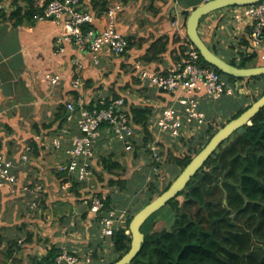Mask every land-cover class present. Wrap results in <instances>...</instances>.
I'll return each mask as SVG.
<instances>
[{
  "label": "trees",
  "instance_id": "1",
  "mask_svg": "<svg viewBox=\"0 0 264 264\" xmlns=\"http://www.w3.org/2000/svg\"><path fill=\"white\" fill-rule=\"evenodd\" d=\"M8 1L16 8L9 12L0 9V18L17 27L23 23L32 24L34 20L39 21L37 15L43 13L50 0H47L43 6L35 5L34 0H0V3ZM82 1L94 16L102 17L106 21L104 14L110 8V0ZM190 13V10L185 11V21H187ZM92 28L97 29L95 23H86L83 26L85 32ZM128 39V50H131L135 42L131 36H128ZM250 41L251 39L246 35L242 39L241 48L237 50L238 54L232 57L226 56L225 51H222L217 45L209 46L234 65L240 67L264 65V59L261 58L263 50H253L252 52L244 50L252 48ZM170 42L172 48L167 54L173 62H187L190 60L191 51L196 50L199 52L187 34L184 38L173 37V39H170L167 35H162L153 41L141 56L143 61L148 63L144 67L161 69L155 63L162 60L163 54L168 51ZM55 50H58L57 42ZM128 50L124 54H127ZM199 62L203 66L216 69L234 86L237 83L240 84L241 81H246L249 88V91L245 94L247 99H253L255 102L264 94V75L251 77L227 75L217 67L209 64L200 52ZM125 65L126 63H124ZM134 71L133 76L135 77L138 69ZM141 84L143 86L147 85L143 82ZM130 87L131 84L129 83L120 87V91L105 96L106 101L108 102L110 97L115 99L120 96L125 97L130 116L148 134V138L144 139V144L147 145L148 141L153 139V134L150 132L148 125L154 104L137 105L129 95L131 94ZM75 91V99H79L78 96L81 93L78 89H75ZM156 97L162 98L165 101L164 105L169 101V98H166L161 92H157ZM94 102L95 98L87 104L93 105ZM252 103L238 108L233 113L232 118L240 115ZM67 116V102H61L55 120L50 124H45V126H52L59 122L58 128L61 129L67 120ZM231 119H228V121ZM209 123L208 127L203 129L204 133L200 134L198 140L194 139L195 135H192L191 138L185 141L182 140L180 144L174 146L164 145L168 156L174 159L177 166H180L177 176L193 157L204 148L212 136L226 124L221 125L213 121ZM4 149L3 144L0 143L2 153L6 152ZM133 155L137 156V152L135 151ZM153 163L155 164V161ZM100 165L104 172L99 175L100 178L110 175L108 185L117 186L121 189L127 187V178L118 172L125 170V166L120 161L115 160L112 154L103 157ZM68 178L73 180L71 176H68ZM66 181L68 179L64 180V182ZM173 181L169 182L162 190L158 188L156 182H150L145 201L139 205H134L132 209L127 211L125 223L119 225L113 235L106 237V240L109 239L112 243L114 258L110 260L104 258L103 252L100 253L106 240L100 235H95L93 231L88 232V237H91L92 240L89 241L84 252L91 254L90 264H112L126 254L131 247L130 222L132 218L140 209L168 189ZM85 184L77 179L72 181L71 191L74 193L77 203L84 204L83 201L86 198L94 195L105 196L103 194L105 185L103 182L93 184L90 187L93 192L82 191L81 189L84 188ZM105 197V205L99 214L95 215L88 206L84 208L82 216L88 223L90 222V226H92L90 218L93 217L92 219L98 220L104 215L116 211V208L111 205L112 197L110 195ZM44 202L46 203V199H43L42 203ZM168 204V207H171L174 211L171 224L155 220L158 211L152 214L141 227L142 232L145 234L141 250L129 264H264V107L253 117L250 124L236 130L213 152L200 170L191 178L188 185L166 205ZM117 214H119L118 211ZM96 224L98 226V222ZM54 234L55 237L59 238V241L45 238V253L41 256L33 254L29 257V264H66L64 261H58V257L64 250L72 255H78L75 248L68 250L61 243V239H63L61 233ZM27 235L26 241L31 242L35 233L28 230ZM37 236L39 239L42 237L41 234ZM70 239V244L71 242H78L74 235H71ZM14 246H19L18 240L8 248V257H12L15 251ZM19 248H21V245Z\"/></svg>",
  "mask_w": 264,
  "mask_h": 264
},
{
  "label": "crops",
  "instance_id": "2",
  "mask_svg": "<svg viewBox=\"0 0 264 264\" xmlns=\"http://www.w3.org/2000/svg\"><path fill=\"white\" fill-rule=\"evenodd\" d=\"M204 1L206 0H110V8L118 4L121 6L117 13L116 27L133 38L135 45L131 50L144 54L159 36L167 35L170 39L184 38L187 34L185 11H191ZM46 2L47 0H34V4L38 6H43ZM147 3L154 13L151 15L148 12V18L145 20H136L134 16L136 10L133 6L142 5V10H145ZM5 6V3H0V9L5 12L16 8L9 1L7 11L4 9ZM232 7L235 6L207 15L201 22L203 25H200L211 31L210 43L217 46L221 44L223 47H218L229 57L238 54L242 39L249 31L248 28L238 30L236 25L227 22L230 21L227 15ZM104 18L106 21L102 17H97L95 22L97 28H105L108 19L106 12ZM60 33L61 26L51 19L34 20L32 24L23 23L15 27L0 18V143L5 148L4 154L6 153L7 159L15 163L13 172L17 177L16 187L22 188L27 185L31 188L30 191L21 189L12 192L11 185H7L0 189V201L3 208H7V250L18 240L21 248L28 246V243L36 244L35 250H39L37 254L40 256L46 249L42 247L41 251L37 240L38 234L42 233L49 239L59 241V238L54 236L58 228L54 232L51 229L52 222L59 217L55 214L68 215L70 209L73 214H79L86 207L76 202L71 191L75 178L71 176L73 179L71 180L68 178L70 175L57 170L59 164L69 159L65 149L72 145V139L78 132L76 124L68 119L61 129L58 128L59 122L52 126L45 124L55 120L61 102L72 101L79 106L78 99H75L76 91L72 86L75 78L79 77L85 82L84 88L79 90L81 94L78 97L90 102L98 96H109L115 91H120V87L127 83L134 86L135 71L132 72L131 67L141 60L120 59L105 53L100 64L96 65L90 55L80 50L74 43L66 42L63 52L56 51L55 44ZM171 42L162 60L155 63L161 69H168L175 63L167 54L172 48ZM261 50L264 51V46ZM75 58L80 61L82 67L73 64ZM143 62L142 66L148 64ZM49 73L61 74V80L57 84H52L46 77ZM242 83L241 81L240 85ZM132 90L130 87V92ZM164 96L170 97L169 94ZM131 100L136 101L132 98ZM149 102L162 107L165 103L163 100L161 104L155 100ZM135 103L138 105V102ZM58 138L62 141L61 147L54 145V139ZM98 146L105 147L106 143L100 141ZM115 160L119 161L117 158ZM97 163L92 181H96L98 175L104 173L101 165ZM65 179L68 181L64 182ZM81 190L93 192L91 188L85 186ZM43 199H46V203H42ZM71 222L70 225L74 224ZM13 228L23 229L25 237L20 235L14 239V236L10 235ZM60 229L63 235V239L60 238L62 242L71 241L70 236L73 233L66 234V227ZM28 230L35 233L31 242L25 239ZM19 246L12 257H8L7 264H11L12 261L21 262L28 256L24 249L23 253L17 250Z\"/></svg>",
  "mask_w": 264,
  "mask_h": 264
},
{
  "label": "built area",
  "instance_id": "3",
  "mask_svg": "<svg viewBox=\"0 0 264 264\" xmlns=\"http://www.w3.org/2000/svg\"><path fill=\"white\" fill-rule=\"evenodd\" d=\"M121 6L118 4L109 8L106 12L108 17L107 25L103 29H90L84 31L86 23H95L97 17L94 16L83 3L82 0H50L43 13L38 14V20L51 19L61 26V33L57 39L59 52L65 50L64 42H73L77 47L90 55L92 62L100 64L102 56L109 53L113 56L124 54L129 46L128 36L116 27V18ZM230 22L238 27V30L248 28V36L251 39V46L248 50L262 51L264 46V0L258 3L232 7ZM228 16V15H227ZM190 60L173 63L168 69H155L139 66V79L148 86L153 87L157 92L170 97L181 98L184 108L178 109L174 105L168 104L162 109L152 110L149 119L150 132L153 139L148 141L155 160L160 161L158 151L159 143L168 146L176 145V141L182 142L194 136V130L208 126L206 114L199 109V98L195 93L207 92L216 98L224 94H232L229 80L216 69L203 66L199 62V52L191 51ZM264 59V52L261 54ZM73 64L82 67L80 61L75 58ZM46 77L52 84H57L61 80V74H47ZM241 86L236 84V87ZM74 89L81 90L85 82L77 77L72 81ZM107 102L105 96L95 98L93 105L87 104L84 98L78 99V105L72 101L67 102L68 116L70 122H76L77 134L72 139V145L66 148L69 159L65 163L58 165L57 170L74 176L82 183L92 182L95 173V145L98 139L112 138L119 141L128 151L134 150V145L138 138L141 142L148 134L137 125L129 113V106L124 96L119 98L110 97ZM152 100V99H151ZM85 101V102H84ZM74 122V123H75ZM103 136H101V131ZM170 134L172 143L163 141L161 134ZM140 135V137H139ZM175 143V144H174ZM56 147L62 146L61 139H54ZM26 156H24L25 158ZM15 163L7 159L0 150V189L11 185V191H30V186L24 185L16 187L17 177L13 172ZM158 172V167H153ZM41 189V187H38ZM98 195L86 198L83 203L96 215L102 212L105 205L104 199ZM125 213L112 211L108 215L97 220L100 229V237L105 238L113 235L119 225L125 223ZM79 258L64 250L58 257V261L66 264L77 263ZM91 260L88 258V261Z\"/></svg>",
  "mask_w": 264,
  "mask_h": 264
},
{
  "label": "rangeland",
  "instance_id": "4",
  "mask_svg": "<svg viewBox=\"0 0 264 264\" xmlns=\"http://www.w3.org/2000/svg\"><path fill=\"white\" fill-rule=\"evenodd\" d=\"M5 4L6 6L4 9L7 11V2H5ZM149 7H150V4L148 3L146 5L145 10H142V5L133 6V9L136 10L134 11L135 12L134 16L136 20L137 19L139 20L147 19L148 12L152 15L154 11H152V9H150ZM227 17H228V20H230L229 13ZM204 18L205 17H203L202 21L204 20ZM227 22H230V21H227ZM201 24L202 23H200V25ZM144 25H146V21ZM200 25H199V31L202 37L208 41L209 45L212 46V44L210 43V32L211 31L207 30L204 26H200ZM218 46L223 47L221 44H219ZM142 55L143 54L139 51L128 50L127 54H124V56L122 55L118 56L120 58L123 57L125 59H133V58H135L136 60L141 59L139 62H135L136 64L134 65V67H131L132 72L136 69H138V71L134 77V86H131L133 90L131 91V94L129 95L131 96L133 100H136L135 102H138V105L140 106H143L144 104H147V103L151 104L149 101H152V100L153 101L155 100L161 104L162 99L159 97H156L157 90L148 85L143 86L141 84L142 81L139 79V68L138 67L139 65L142 66V62H143V59L141 58ZM125 67L126 65L124 66V68ZM242 82H243L242 85L238 87L234 86L231 83L230 86L232 88L233 93L231 95H223L220 98H216L207 92L195 93V96L197 95L199 98V109L205 112L206 120H208V123H207L208 125L210 124L209 123L210 121H213V122H216L217 124L222 125L223 123H226L228 119L232 118L233 113H235L238 110V108H240L241 106L249 105L250 103L254 102L253 99H250V98L247 99V96L245 97V94H247V92L249 91V88L248 87L245 88L247 84L246 81H242ZM256 90H259V89H256ZM168 104L174 105L176 108L181 109V110L184 108L181 98H178V97L169 98V101H167L166 105ZM159 109H162V106L153 105L152 107V110H154V112ZM207 127L208 126H204L201 129L200 127L196 128L194 130V135H195L194 139L198 140L199 139L198 137L200 136V134L204 133L203 129ZM100 131H101V136H103L102 130ZM161 136L164 139L163 141L167 143H172L171 140L173 138H171L170 134L162 133ZM141 139L142 138L137 139L136 144L134 145V150L132 151L126 150L125 146L122 143H119V141L117 140L112 141V138H104V139L99 138L97 141L98 143H96L95 145L94 166H96L95 165L96 162H98L97 164H100L102 158L105 156H109L110 154H112L115 159L117 158L119 161H121L124 164L125 170H120L118 172H120V174H122L128 180L127 187H125V189H121L117 186L112 187L108 185V180L110 179V175L104 178H100V176L98 175V178L96 181H92V182L85 184V186L88 189H90V187H92L93 184L96 185V183L99 184L103 182L105 184L103 187L104 188L103 194L105 196L110 195L112 197L111 205L116 208L118 213H120L119 211H122V212L124 211L125 219L128 213L127 211L132 209L134 205H139L145 201L147 197V192L150 187V182H156L158 184V188L162 190L169 182L173 181L176 178L178 172L180 171V166H177L174 159L170 158L168 154L166 153V150L164 147L165 144H163L162 142L159 143L158 151L160 153L161 158H160V161H158V160H155V157L153 156L152 150L149 147V145H146L144 143L142 144ZM100 141H104L106 143V146L102 148L101 146H98ZM176 143L180 144L179 140H177ZM135 151L137 152V156L133 155ZM65 153H66V149H65ZM66 155L69 158L70 155L69 156L68 154ZM154 161H155V164L153 163ZM154 166L158 167V172L154 171L153 169ZM168 206L169 204L158 210V213L155 215V220L163 222V223H167L169 225L171 224V220L174 216V211L171 209V207H168ZM3 207H4L3 203L0 201V235H1L0 247L3 246L0 249V263L7 264V259H8L7 208L4 209ZM69 212L70 213L68 215L66 214L60 215L61 213L59 215L55 214V216H59V217L54 220V223H52L53 228L51 229L54 232L56 228H58V231L54 232L57 234L61 233L60 228L62 227H66V231H65L66 234L73 232L75 239L78 241L77 243L71 242L70 244V241H66L65 243L61 242V243H63V245L66 246L68 250H70V248L72 249L75 248V250L77 251V254H78L77 257L79 258V260L77 263H74V264H90L91 260L88 261V258L91 259V254L85 253L84 251L86 250L89 244V241L92 240L91 237L90 238L88 237V232L93 231L95 235H98V236L100 235V229L96 224L97 220L90 218V221L92 223V226H90L89 225L90 222L88 223L86 219L82 216L83 211H81L79 214H73L72 209H70ZM2 218H3V221H2ZM70 222L74 224L70 225ZM59 225H60V228H59ZM40 234L42 237H40L41 239L37 238V240H38V245L41 251H43L42 247L45 249V244H46L45 238L49 239V237H47V235H44L42 233ZM10 235L14 236L13 237L14 239L18 238V236L20 235L21 237H25V231L23 229L13 228L10 230ZM103 239L106 240V237ZM103 245L104 246L103 248H101L100 254H102L103 252L102 255L107 260L114 258L115 256L113 254L111 241L107 239L106 241H104ZM14 247H15L14 249H16L18 246H14ZM36 248H37L36 244L34 245L33 243H28V246H26L25 248H18L17 249L18 251L21 250V252L23 253L25 250L28 253V256L26 257L28 260L25 258V260L23 259L21 260V262L12 261L11 264H19V263L29 264V257L39 252V250H35Z\"/></svg>",
  "mask_w": 264,
  "mask_h": 264
},
{
  "label": "water",
  "instance_id": "5",
  "mask_svg": "<svg viewBox=\"0 0 264 264\" xmlns=\"http://www.w3.org/2000/svg\"><path fill=\"white\" fill-rule=\"evenodd\" d=\"M260 1L261 0H206L191 10V13L186 21L187 35L192 43L197 47L202 57L209 64L217 67L230 76L251 77L264 75V65L240 67L227 61L209 46L208 42L202 37L199 31V25L204 16L229 6H245L255 4ZM263 107L264 94L240 115L232 118L224 124L212 136L204 148L193 157L181 173L174 179L169 188L134 215L130 222L131 247L126 254L112 264H129L132 262L141 250L142 243L145 239V234L142 232L141 227L146 220L177 196V194L188 185L191 178L200 170L213 152L236 130L246 124H250L253 117Z\"/></svg>",
  "mask_w": 264,
  "mask_h": 264
}]
</instances>
